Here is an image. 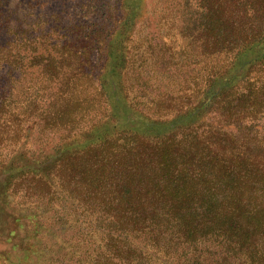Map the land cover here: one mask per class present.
Instances as JSON below:
<instances>
[{
    "label": "trees",
    "instance_id": "trees-1",
    "mask_svg": "<svg viewBox=\"0 0 264 264\" xmlns=\"http://www.w3.org/2000/svg\"><path fill=\"white\" fill-rule=\"evenodd\" d=\"M217 1L207 6L213 19L221 9ZM126 2L118 7L110 33L139 16L141 1L137 6ZM238 5L232 12H239ZM250 5L258 9L255 2ZM10 6L0 0V146L9 141L19 146L3 157L0 153L1 199L19 195L17 204L26 209L41 196L55 200L64 195L65 202L86 210L89 219L83 214L82 223L88 251L80 245L87 253L82 264H264V129L257 125L264 116L259 103L230 115L237 106L230 97V112L219 120L224 125L194 117L154 135L140 129L113 131L114 113L93 119L97 103L113 96L107 79L115 74L117 56L109 39L104 40V70L96 71L95 38L82 40L84 25L71 26L74 35L63 41L42 33L41 43L33 35L50 32L46 21L32 18L21 5L16 11ZM249 10L244 16L250 19ZM235 38L243 44L231 62L234 67L264 56V31L241 39L230 34L212 47L223 50ZM35 70L42 78L25 86L34 81L24 79ZM252 85L246 81L243 87ZM86 114L92 119L81 125ZM247 117L255 120L253 127L241 125ZM40 122L71 133L52 152H39L21 140ZM12 214L18 225L6 232L12 246L0 250V264H34L41 247L31 239L49 227L37 214Z\"/></svg>",
    "mask_w": 264,
    "mask_h": 264
},
{
    "label": "rangeland",
    "instance_id": "rangeland-1",
    "mask_svg": "<svg viewBox=\"0 0 264 264\" xmlns=\"http://www.w3.org/2000/svg\"><path fill=\"white\" fill-rule=\"evenodd\" d=\"M6 1L11 4V11H16L17 6L21 5L31 12L32 18L46 21L44 25L50 32L37 30L35 34L38 35H33L41 43L45 39L42 33H51L52 35H48L50 39L63 41L74 35L71 26L80 23L84 25L82 40L91 41L92 37L95 38L94 59L101 63L97 64L96 71L99 68L104 70L102 63L108 56V52L103 53L104 40L109 39V47L115 51L113 55L117 56L115 74L107 79V85L113 88V96L110 101L106 99L101 105L97 103L94 111L97 112L96 118L93 119L114 113L115 117L112 125L110 124L113 131L140 129L154 135L194 117L205 118L212 122L211 125H224L219 120H224L230 112L226 102L230 97L235 99L234 104L237 105L230 115L244 112L245 106L259 103L261 108L258 113L264 116V56L255 62L246 61L241 68H237L231 62L240 51L238 49L239 44H243L242 40H229L228 46L223 44L227 47L223 50L212 47L222 44L223 41H220L228 39L230 34L241 39L242 35L247 36L251 32H263L264 0H218L217 3L221 4V9L216 12L221 17L219 20L217 16L213 19L207 10L212 0H125L127 4L131 2L136 6L141 1L139 16L133 22L126 19V25L122 26L125 28L113 29V36L110 27L114 25L122 0ZM251 1L258 7L255 12L250 5ZM236 4H239L240 9L234 13L231 9ZM247 7L250 8V19L244 16ZM232 20L237 23L233 25ZM251 57L254 55L251 54L246 59ZM25 73L24 77L28 74ZM41 78L35 70L24 79L34 81L24 82V85H32ZM246 81L253 83L248 90L243 87ZM230 83L235 84L227 90L225 86L229 87ZM247 118L241 122L243 127L255 122L250 120L251 117ZM91 119L86 114L80 117L78 123L86 125ZM257 125L264 129L263 121ZM69 133L70 129L45 128L40 122L21 141L40 150L39 152L50 153L60 138ZM10 142L0 146L1 157L19 146L17 142ZM1 192L0 184V231L3 228V233L1 231L0 234H4L0 236V250L11 248L12 242L6 239V232H13L18 225L12 212L22 211L25 215L37 214L36 218L42 219L44 225L49 227L48 230L33 235L31 239L42 249L39 250L40 255L33 256L34 264L83 263L87 253L81 252L80 245L87 250V242L83 237L87 227L82 223L84 215L88 217L86 210L72 201L65 202L64 195L55 200H50L49 196H41L40 201L22 209L17 204L19 195L11 194V197L1 199ZM97 236L100 238V234ZM36 237L38 240H35ZM98 238L93 239L95 246L99 245ZM68 239L72 245L70 242L66 243ZM214 261V258L210 260L211 263Z\"/></svg>",
    "mask_w": 264,
    "mask_h": 264
}]
</instances>
